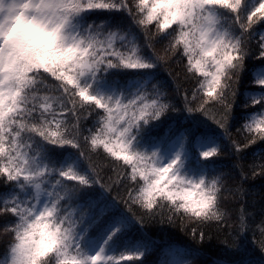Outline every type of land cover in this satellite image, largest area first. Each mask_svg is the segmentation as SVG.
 Returning <instances> with one entry per match:
<instances>
[{"label": "snow or ice", "instance_id": "obj_1", "mask_svg": "<svg viewBox=\"0 0 264 264\" xmlns=\"http://www.w3.org/2000/svg\"><path fill=\"white\" fill-rule=\"evenodd\" d=\"M260 23L264 0H0V182L7 188L0 215L14 218L3 228L11 238L0 264H123L148 252L150 242L126 239L133 220L111 211L115 201L91 199L93 186L104 185L85 166L81 141L127 169L113 183L127 180L128 199L146 213L225 222L226 193L243 189L229 188L212 167L221 138L201 133L193 145L194 129L174 135L170 128L151 136L175 109L155 75L162 57L144 49L167 39L165 52L183 57L197 77L192 100L200 103L192 108L185 96L186 111L221 105L213 119L226 134ZM259 47L264 58V32ZM251 74L259 90L241 95L260 106L243 125L255 144L264 141V65ZM257 167L264 174V163ZM246 215L242 204V231ZM186 254L170 247L161 264H187Z\"/></svg>", "mask_w": 264, "mask_h": 264}, {"label": "trees", "instance_id": "obj_2", "mask_svg": "<svg viewBox=\"0 0 264 264\" xmlns=\"http://www.w3.org/2000/svg\"><path fill=\"white\" fill-rule=\"evenodd\" d=\"M116 15L117 18L130 22L123 14ZM252 31L257 35L249 39L250 55L245 59V72L237 86L236 102L228 119L226 134L225 129L220 128L213 119V116L219 119L223 111L221 105H209L207 114L186 111L185 96L190 102L188 106L192 108H196L200 103L199 97L195 101L192 100L193 90L197 86V77L186 72L184 67L186 60L183 57L179 54L171 56L165 52L167 39L147 42L152 43V47L144 49L146 55L162 57L155 75L157 81L164 84V90L175 109L161 117V121L151 129V136L161 137L170 128L174 135L184 132L185 129H194L195 134L190 136L193 145L196 136L201 133L214 134L221 138L219 140L222 146L220 154L210 158L215 161L212 167L217 172L225 174L229 188L235 189L240 186L243 189L242 193H226L228 199L222 202V207L228 211L229 215L225 222L198 223L189 217L173 215L167 209L151 215L146 213L128 199V190L131 185L127 180L113 183L117 173H124L127 169L102 150L90 152L87 144L81 141L82 150L85 151L86 156H90V161H85V166L90 162L101 184L104 185L103 188L100 184L93 186L91 199L98 201L104 197L107 198L105 202L109 205L115 201L116 207L111 211L125 213L133 220L126 239L150 242L148 252L140 261H128L123 264H161L162 261L171 258L167 255L170 247L185 249L188 254L183 258L187 264H264V174H260L262 170L257 167L264 163V152L254 155L259 150H264V141L257 140L255 144H249L252 135L243 127L246 122L245 116L259 111L260 106L252 105L250 100H246L241 95L246 89L259 90V86L253 82L251 70L264 65V58L260 57L259 47V33L264 32V23L254 25ZM141 43H146L143 38ZM229 101L231 102V97ZM245 104L248 107H245ZM86 126H91V118L86 122ZM233 142L242 147V152L235 151ZM244 145L248 147H243ZM65 150L76 152L75 149L70 148ZM192 150L195 153L194 147ZM254 172L257 173L255 176ZM6 191L7 188L0 182V193ZM242 204L247 214L244 231L241 230L239 221ZM13 222L14 218L10 213L0 215V253H3L11 238L10 235L2 234L3 228ZM242 241H244L243 244Z\"/></svg>", "mask_w": 264, "mask_h": 264}]
</instances>
